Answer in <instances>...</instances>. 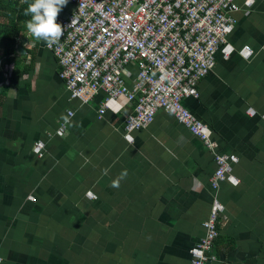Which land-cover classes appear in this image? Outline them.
<instances>
[{"label": "crops", "instance_id": "crops-1", "mask_svg": "<svg viewBox=\"0 0 264 264\" xmlns=\"http://www.w3.org/2000/svg\"><path fill=\"white\" fill-rule=\"evenodd\" d=\"M242 1L226 35L231 52L217 51L196 97L181 100L207 125L213 151L236 158V183L215 191L222 209L206 264H264V0ZM14 49L0 57L23 69L0 86V264H188L213 196L212 151L160 109L124 138V100L108 99L98 116L102 90L70 98L25 25ZM134 73L129 64L127 84Z\"/></svg>", "mask_w": 264, "mask_h": 264}, {"label": "built area", "instance_id": "built-area-1", "mask_svg": "<svg viewBox=\"0 0 264 264\" xmlns=\"http://www.w3.org/2000/svg\"><path fill=\"white\" fill-rule=\"evenodd\" d=\"M251 2L242 1L244 6ZM67 4L72 10L57 17L64 30L62 39L51 47L43 43L56 60L57 75L69 97L83 103L102 90L98 116L108 99L124 100L130 106L123 117L127 139L132 130L148 125L160 109L212 151L215 169L209 185L213 196L201 222L202 235L189 249L188 264L214 260L210 249L222 209L215 191L221 181L236 183L229 174L236 158L213 151L207 125L181 100L196 97V83L213 67L217 51L223 57L231 52L226 35L238 8L235 0H68ZM237 52L246 57L250 49L241 47ZM129 64H134L135 73L127 84ZM9 70L10 65L0 61V86L7 84ZM70 116L67 110L66 117ZM65 127L66 120L54 133L61 135ZM42 147L41 141L34 142L33 153L41 155Z\"/></svg>", "mask_w": 264, "mask_h": 264}, {"label": "clouds", "instance_id": "clouds-1", "mask_svg": "<svg viewBox=\"0 0 264 264\" xmlns=\"http://www.w3.org/2000/svg\"><path fill=\"white\" fill-rule=\"evenodd\" d=\"M27 5L25 16H30L25 22L27 31L39 41L51 47L58 44L64 35L60 23H57L58 13L66 6L68 0H22Z\"/></svg>", "mask_w": 264, "mask_h": 264}, {"label": "trees", "instance_id": "trees-1", "mask_svg": "<svg viewBox=\"0 0 264 264\" xmlns=\"http://www.w3.org/2000/svg\"><path fill=\"white\" fill-rule=\"evenodd\" d=\"M26 7L27 5L22 0H0V36L4 38L5 42L0 57L1 55L7 56L14 52L16 34L25 25V22L30 19V16H25ZM22 70V67L18 66V61L13 64L8 73L7 85L14 84ZM1 79L0 72V81Z\"/></svg>", "mask_w": 264, "mask_h": 264}]
</instances>
